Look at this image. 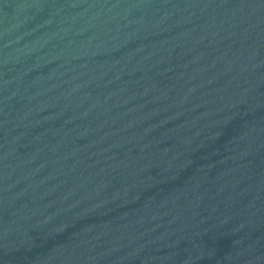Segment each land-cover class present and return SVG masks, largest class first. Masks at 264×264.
<instances>
[{
    "label": "water",
    "instance_id": "95a60500",
    "mask_svg": "<svg viewBox=\"0 0 264 264\" xmlns=\"http://www.w3.org/2000/svg\"><path fill=\"white\" fill-rule=\"evenodd\" d=\"M0 264H264V0H0Z\"/></svg>",
    "mask_w": 264,
    "mask_h": 264
}]
</instances>
